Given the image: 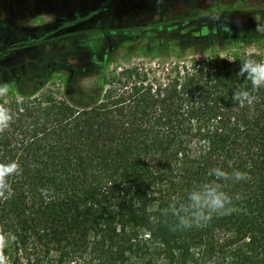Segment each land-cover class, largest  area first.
<instances>
[{
    "label": "trees",
    "instance_id": "obj_1",
    "mask_svg": "<svg viewBox=\"0 0 264 264\" xmlns=\"http://www.w3.org/2000/svg\"><path fill=\"white\" fill-rule=\"evenodd\" d=\"M214 59L167 77L124 69L85 106L0 96L4 253L15 264H264V87L237 75L242 60L264 59ZM237 89L253 102H234ZM209 181L225 210L177 227L189 190Z\"/></svg>",
    "mask_w": 264,
    "mask_h": 264
},
{
    "label": "rangeland",
    "instance_id": "obj_2",
    "mask_svg": "<svg viewBox=\"0 0 264 264\" xmlns=\"http://www.w3.org/2000/svg\"><path fill=\"white\" fill-rule=\"evenodd\" d=\"M234 1L238 2L229 0L228 3ZM176 9L178 16L186 13L185 0H177ZM236 9V12L228 11L231 19L219 23L225 33L216 36L209 33L198 38L179 27L178 32L165 36L160 46H157L161 41L160 34L146 36L140 41L120 38V44L110 53L104 52L106 43L98 30L104 26L109 31L111 24L107 17L104 16L101 24L85 25L80 21L75 27L77 31L66 28L58 35L51 34L49 43L42 49L34 47L25 53L12 50L1 53L0 96L14 92L21 100L51 95L85 106L102 96L111 76L133 66L146 67L152 78L167 77L172 75L175 66L190 67L197 60H211L216 64V55L231 64L243 54H257L264 59V0L238 2ZM6 41L10 42L9 39ZM7 246V243L0 246V264H15L14 254L4 253ZM19 264H25V261L21 260Z\"/></svg>",
    "mask_w": 264,
    "mask_h": 264
},
{
    "label": "flooded vegetation",
    "instance_id": "obj_3",
    "mask_svg": "<svg viewBox=\"0 0 264 264\" xmlns=\"http://www.w3.org/2000/svg\"><path fill=\"white\" fill-rule=\"evenodd\" d=\"M228 1L185 0L186 13L178 16L177 0H0V54L42 49L51 34L58 35L66 28L77 31L80 21L85 25L104 23V16L111 24L109 31L104 26L98 30L106 43V53L120 44V38L140 41L160 34V46L163 38L178 32L179 27L198 38L209 33L216 36L225 33L219 23L232 18L228 11L236 12L237 3L247 0ZM85 46L89 47L87 43Z\"/></svg>",
    "mask_w": 264,
    "mask_h": 264
},
{
    "label": "clouds",
    "instance_id": "obj_4",
    "mask_svg": "<svg viewBox=\"0 0 264 264\" xmlns=\"http://www.w3.org/2000/svg\"><path fill=\"white\" fill-rule=\"evenodd\" d=\"M237 75H244L251 82L253 89L264 87V61L245 59L240 62ZM253 96L246 89H237L232 93V100L243 105L251 104ZM10 116L5 109H0V127L7 126ZM8 169L15 170L14 165H8ZM8 174L7 171L4 172ZM210 176L217 179L228 178V174L221 169L214 168L209 172ZM236 180L242 179V173L232 174ZM7 190L11 196L12 190L6 184L0 185ZM222 186L216 181H209L193 187L186 196V202L177 214V227L189 228L202 220H207L211 212L225 210V205L229 203L228 195L221 190ZM14 239V237H12Z\"/></svg>",
    "mask_w": 264,
    "mask_h": 264
}]
</instances>
